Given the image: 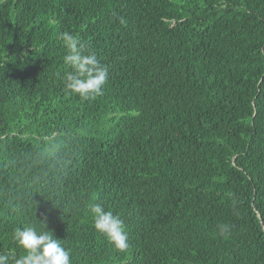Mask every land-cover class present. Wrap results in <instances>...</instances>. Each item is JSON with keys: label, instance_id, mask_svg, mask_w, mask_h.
I'll return each instance as SVG.
<instances>
[{"label": "trees", "instance_id": "16d2710c", "mask_svg": "<svg viewBox=\"0 0 264 264\" xmlns=\"http://www.w3.org/2000/svg\"><path fill=\"white\" fill-rule=\"evenodd\" d=\"M63 32L109 69L95 100ZM29 226L71 264H264V0H0V254Z\"/></svg>", "mask_w": 264, "mask_h": 264}, {"label": "clouds", "instance_id": "9594fccd", "mask_svg": "<svg viewBox=\"0 0 264 264\" xmlns=\"http://www.w3.org/2000/svg\"><path fill=\"white\" fill-rule=\"evenodd\" d=\"M59 39L67 50L63 63L70 69L64 76L66 91L83 100H95L103 94V87L109 79L108 67L102 65L96 52L76 35L63 32ZM89 210L94 228L104 234L116 249L126 251L129 244L124 221L112 211H106L100 203L90 205ZM218 227L221 236L229 234L230 225ZM13 239L22 250L21 254H0V264H71L70 252L51 231H38L32 226L18 228Z\"/></svg>", "mask_w": 264, "mask_h": 264}]
</instances>
